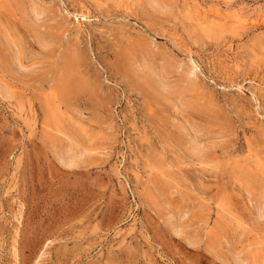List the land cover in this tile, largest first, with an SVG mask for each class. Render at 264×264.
<instances>
[{
  "label": "rangeland",
  "instance_id": "374dc122",
  "mask_svg": "<svg viewBox=\"0 0 264 264\" xmlns=\"http://www.w3.org/2000/svg\"><path fill=\"white\" fill-rule=\"evenodd\" d=\"M234 255L264 264V0H0V264Z\"/></svg>",
  "mask_w": 264,
  "mask_h": 264
},
{
  "label": "bare ground",
  "instance_id": "6f19581e",
  "mask_svg": "<svg viewBox=\"0 0 264 264\" xmlns=\"http://www.w3.org/2000/svg\"><path fill=\"white\" fill-rule=\"evenodd\" d=\"M127 2V1H126ZM31 12H32V15L34 17H37L39 15H41L42 13L45 12V9L43 8V6L37 4V3H34L31 7ZM84 15V14H82ZM41 41V43H44V44H47L49 40L47 39H44L43 37L41 39H39ZM146 54V53H145ZM142 64L144 65L145 68H147V70L153 75V80L155 81V83L157 84V86H159L160 89H163V90H168L172 87V84L169 83L163 73H160L156 68V66L152 63V61L150 60V58H147L145 60L142 61ZM193 66V65H192ZM161 69V68H160ZM191 72L193 73L194 72V69L191 70ZM190 73V72H189ZM191 73V74H192ZM150 78V77H149ZM185 78H188L187 75H185ZM151 79V78H150ZM148 80V79H147ZM200 145V144H199ZM59 163V162H58ZM68 167V166H67ZM176 235H179L180 234V230L179 229H174L173 231ZM197 240V239H196ZM189 242H191L189 240ZM211 243V242H210ZM213 245V244H212ZM249 255V254H248ZM248 255H245V256H239V255H234L228 259H225L223 261V264H250L252 261V256H248ZM230 256V255H228ZM256 256V255H255Z\"/></svg>",
  "mask_w": 264,
  "mask_h": 264
}]
</instances>
